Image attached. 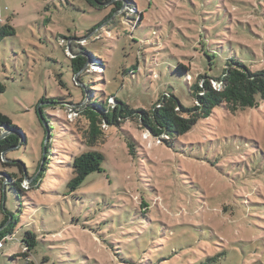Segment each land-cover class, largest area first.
I'll list each match as a JSON object with an SVG mask.
<instances>
[{"label":"rangeland","instance_id":"obj_1","mask_svg":"<svg viewBox=\"0 0 264 264\" xmlns=\"http://www.w3.org/2000/svg\"><path fill=\"white\" fill-rule=\"evenodd\" d=\"M118 1L122 8L104 21L113 6L0 0V111L27 137L8 158L22 157L32 172V156L40 158L44 143L47 151L38 184L27 179L20 197L7 187L5 207L23 226L18 238L27 230L39 235L35 264H264V103L235 113L218 107L173 148L130 120L104 126L95 147L105 156L103 172L69 194L72 159L85 149L89 130L74 111L83 99L75 81L86 89L83 104L114 94L150 110L167 92L194 104L189 87L208 69L203 46H220L223 66L238 57L264 70V0L107 4ZM6 25L14 35H1ZM138 49L143 63L132 81L123 72ZM68 54L88 59L75 78ZM175 62L188 68L186 81ZM50 97L41 104L52 121L46 135L36 108ZM17 165L27 171L24 162ZM5 170L16 168L0 160ZM3 218L0 210V224ZM20 247L6 242L0 264H26L12 259ZM221 253L223 261H209ZM45 256L51 259L43 263Z\"/></svg>","mask_w":264,"mask_h":264},{"label":"trees","instance_id":"obj_2","mask_svg":"<svg viewBox=\"0 0 264 264\" xmlns=\"http://www.w3.org/2000/svg\"><path fill=\"white\" fill-rule=\"evenodd\" d=\"M111 1L113 0H86L90 6L97 9L113 6L112 13L104 21L108 20L115 11L123 6L119 1L114 2L112 5L107 4ZM14 34L15 29L10 25H6L1 29L3 37ZM67 46L69 53L73 54L70 46ZM201 46H203V43ZM203 47L202 54L208 59V69L206 73L198 74L194 83L189 87V93L194 101V104L190 107L185 106L176 95L168 92L160 96L150 110L137 108L130 102L114 94L109 96V101L107 99L104 100L102 96L99 99L95 96L96 98L91 99L92 101L83 104L86 89L76 85V81L74 82L75 86L82 90L83 94L82 103L77 104V108L74 111L75 113H80L81 116L88 120L89 130L86 135L85 149L72 159L71 167L74 177L67 183L69 194L76 193L91 174L103 172L102 166L105 156L101 151L95 149V147L103 135L104 126L120 127L122 123L130 120L139 124L154 137L161 138L163 140L162 143L168 145L169 148H173L176 138L189 133L200 119L210 117L218 107H226L229 111L235 113L248 108H258L264 103V70H253L245 60L238 57H229L225 60V66H223L218 60V57H220V46H216L218 50H215L212 46L207 50L205 49L206 46ZM87 52L91 54L89 51ZM73 55L69 56L75 78L85 68L88 59L81 55L76 54L77 56L75 57ZM135 63L132 67L124 69L123 72L125 77H130L132 81L138 79L136 74L139 72V66H142L143 63V59L139 55V49ZM177 64L176 71L185 73H181V75L183 74L182 77L186 81L187 73H189L188 68L179 62ZM220 65L223 67L219 69ZM173 68L174 66L171 69ZM217 69L221 70V72L218 77H215L213 72ZM133 70L136 72L133 73ZM106 71H108V68L103 72L106 73ZM79 80L81 81V77ZM61 85L65 86L63 82H61ZM88 90H90V87ZM0 91H4V87L1 85ZM54 99V97H50V99L43 98L37 105L38 108H36L46 135L47 127L52 124V121L46 119L47 114L44 112L49 106L42 107V105L46 101H54ZM56 99L63 98L56 97ZM18 129L12 120L0 111V160L4 166L16 168L15 172L0 171V210L4 216L0 224V241L6 240L5 243L16 241L21 245V251L14 255L12 259L15 260V258L22 257L26 261V264H35L32 256L39 242L42 241L39 235L31 230L25 231L22 237L18 238V234L23 226L20 225L21 227L18 228L20 220L16 219L12 212L5 207L6 190L10 186L16 195L20 197L23 191L22 185L27 179H34L33 184H38L44 177L45 168H42V160H44V154L47 151L46 144L44 143L40 147V158L37 159L32 156V172H30L29 165L22 157L17 156L16 158L12 157L9 159L8 156L11 152L18 151L27 145L26 135L17 134ZM52 137H54V134ZM128 146L133 155V144L129 142ZM20 161L27 165V171L17 165ZM222 256L223 254L221 253L213 258L210 257L209 261L219 263L221 260H224ZM50 259L51 257L45 256L43 263L49 262Z\"/></svg>","mask_w":264,"mask_h":264},{"label":"built area","instance_id":"obj_3","mask_svg":"<svg viewBox=\"0 0 264 264\" xmlns=\"http://www.w3.org/2000/svg\"><path fill=\"white\" fill-rule=\"evenodd\" d=\"M5 241H6V240H4V241H0V250H1L2 248H4Z\"/></svg>","mask_w":264,"mask_h":264},{"label":"water","instance_id":"obj_4","mask_svg":"<svg viewBox=\"0 0 264 264\" xmlns=\"http://www.w3.org/2000/svg\"><path fill=\"white\" fill-rule=\"evenodd\" d=\"M18 134V133H17Z\"/></svg>","mask_w":264,"mask_h":264}]
</instances>
